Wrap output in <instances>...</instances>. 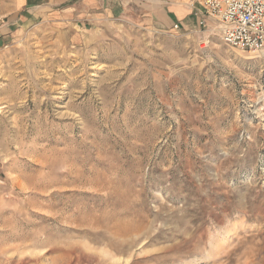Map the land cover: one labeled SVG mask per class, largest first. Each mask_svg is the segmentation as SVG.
<instances>
[{
  "label": "rangeland",
  "instance_id": "obj_1",
  "mask_svg": "<svg viewBox=\"0 0 264 264\" xmlns=\"http://www.w3.org/2000/svg\"><path fill=\"white\" fill-rule=\"evenodd\" d=\"M111 5L0 0V264H264V54Z\"/></svg>",
  "mask_w": 264,
  "mask_h": 264
},
{
  "label": "built area",
  "instance_id": "obj_2",
  "mask_svg": "<svg viewBox=\"0 0 264 264\" xmlns=\"http://www.w3.org/2000/svg\"><path fill=\"white\" fill-rule=\"evenodd\" d=\"M199 29L218 31L229 47L264 54V0H198ZM178 24L172 30H179Z\"/></svg>",
  "mask_w": 264,
  "mask_h": 264
},
{
  "label": "crops",
  "instance_id": "obj_3",
  "mask_svg": "<svg viewBox=\"0 0 264 264\" xmlns=\"http://www.w3.org/2000/svg\"><path fill=\"white\" fill-rule=\"evenodd\" d=\"M197 0H109L111 12L128 11L132 6L145 9L148 16H153L158 28L172 29L178 24L186 32H197L199 29L200 6Z\"/></svg>",
  "mask_w": 264,
  "mask_h": 264
}]
</instances>
